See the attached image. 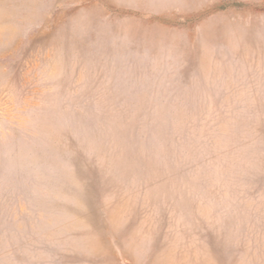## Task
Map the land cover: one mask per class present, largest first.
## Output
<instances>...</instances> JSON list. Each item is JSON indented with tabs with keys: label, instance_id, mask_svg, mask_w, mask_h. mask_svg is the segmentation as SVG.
Here are the masks:
<instances>
[{
	"label": "rangeland",
	"instance_id": "rangeland-1",
	"mask_svg": "<svg viewBox=\"0 0 264 264\" xmlns=\"http://www.w3.org/2000/svg\"><path fill=\"white\" fill-rule=\"evenodd\" d=\"M0 264H264V0H0Z\"/></svg>",
	"mask_w": 264,
	"mask_h": 264
}]
</instances>
